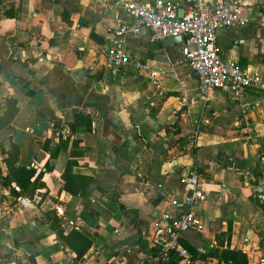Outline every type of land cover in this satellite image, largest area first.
I'll return each instance as SVG.
<instances>
[{
    "label": "crops",
    "instance_id": "obj_1",
    "mask_svg": "<svg viewBox=\"0 0 264 264\" xmlns=\"http://www.w3.org/2000/svg\"><path fill=\"white\" fill-rule=\"evenodd\" d=\"M121 1L0 0V117L13 102L20 165L42 184L31 199L6 185L0 152V264H160L145 252L157 250L154 224L183 202L193 169L207 200L181 239L191 264H224L228 251L264 264V0H246L244 25L216 38L224 62L261 78L239 100L199 95L182 43H153L148 31L123 38L128 62L115 69ZM166 1L182 15L188 0ZM69 162L77 195L64 190ZM51 212L66 234L94 238L81 262L51 230Z\"/></svg>",
    "mask_w": 264,
    "mask_h": 264
},
{
    "label": "built area",
    "instance_id": "obj_2",
    "mask_svg": "<svg viewBox=\"0 0 264 264\" xmlns=\"http://www.w3.org/2000/svg\"><path fill=\"white\" fill-rule=\"evenodd\" d=\"M180 16L178 4L166 0L144 3L139 0H123L118 3L126 20L115 32L117 43L109 54V62L115 69L128 62L127 49L123 42L126 36L136 37L142 31L150 33L153 43L167 38L182 39V56L197 79L198 93L209 96L215 92L239 100L250 88L261 86V78L244 72L237 63L224 62L215 46L219 32L241 27L246 0H230L221 4H205L196 7L188 0ZM157 78L156 73H152ZM156 85V83H155ZM187 195L182 203L172 201L169 209L154 224V247L160 252L159 259L167 262L171 258L191 259L181 244V239L199 228L192 208L202 205L207 196L195 169L187 170L182 176ZM174 212V214H172Z\"/></svg>",
    "mask_w": 264,
    "mask_h": 264
},
{
    "label": "trees",
    "instance_id": "obj_3",
    "mask_svg": "<svg viewBox=\"0 0 264 264\" xmlns=\"http://www.w3.org/2000/svg\"><path fill=\"white\" fill-rule=\"evenodd\" d=\"M22 65L25 64L23 63ZM14 105L13 102H9L7 112L0 117V152L4 158V164L8 171L5 184L8 186L15 184L20 189L21 195H25L31 199L33 198V195L42 188V184L39 182L41 176L36 175L35 169L20 165V150L19 147L12 142L10 127L11 121L16 112ZM83 116V114H77L76 118L82 121L84 119ZM84 130L91 131V127L88 125V127H84ZM74 166V162H69L63 175L65 181L64 190L71 195H77V192H75L73 188L77 186L78 180H82L72 174ZM47 222L49 223L51 230L60 240L61 244L75 254L73 262H81L91 249L94 238L76 228H73L66 234L60 225L61 219H59L54 212L47 215ZM145 252L151 258L159 259L160 252L157 250ZM174 260V258H171V260L167 262H162L160 260V264H174ZM220 261L224 264H247L245 255L239 252H224Z\"/></svg>",
    "mask_w": 264,
    "mask_h": 264
},
{
    "label": "water",
    "instance_id": "obj_4",
    "mask_svg": "<svg viewBox=\"0 0 264 264\" xmlns=\"http://www.w3.org/2000/svg\"><path fill=\"white\" fill-rule=\"evenodd\" d=\"M181 16V14H179ZM164 44H166L167 46H173V45H178L182 43V39L180 37L177 38H167L163 41Z\"/></svg>",
    "mask_w": 264,
    "mask_h": 264
}]
</instances>
